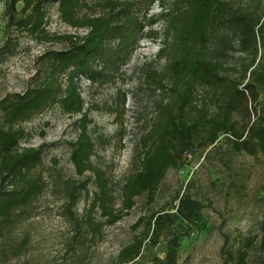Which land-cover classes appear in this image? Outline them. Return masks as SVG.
I'll return each instance as SVG.
<instances>
[{
  "label": "rangeland",
  "instance_id": "obj_1",
  "mask_svg": "<svg viewBox=\"0 0 264 264\" xmlns=\"http://www.w3.org/2000/svg\"><path fill=\"white\" fill-rule=\"evenodd\" d=\"M134 1L143 22L171 9L174 2ZM250 2L234 0L233 6L246 8ZM88 3L90 7L82 12L102 11L99 0ZM47 9V29L56 36L50 42H40L9 25L0 2V125L3 105L43 79L45 53L68 47L62 35L86 32L65 24L57 3H49ZM166 25L160 20L144 27L130 58L113 80L101 84L82 77L79 81L95 144L91 161L109 179L116 209L122 204V186L158 120L159 103L169 96L151 79V72H161L167 63L157 56L165 45ZM153 31L158 34H150ZM226 35L219 26L213 28L208 50L223 61L224 75L241 80L245 57L226 45ZM249 77L248 72L244 83ZM164 83L166 88L168 82ZM207 91L198 86L196 95L208 97ZM263 107L264 95L257 104L260 113ZM81 118L56 102L17 125L26 132L20 148H43L42 162L32 173L41 176L44 183L38 195L10 220L0 219V264H113L135 235H145L142 227L134 230L133 224L159 210L175 212L178 200L174 197L183 193L201 202L203 208L191 221L181 216L176 219L174 226L181 237L175 264H239L243 252L245 264H264V153L235 151L228 136L220 134L214 145L187 151L182 168H169L152 200L147 193L136 196L132 208L109 223L98 207L92 210L98 193L94 173L87 170L78 174L70 159ZM5 156L0 153V167ZM166 253L163 234L147 235L141 254L129 264H163L160 261Z\"/></svg>",
  "mask_w": 264,
  "mask_h": 264
},
{
  "label": "trees",
  "instance_id": "obj_2",
  "mask_svg": "<svg viewBox=\"0 0 264 264\" xmlns=\"http://www.w3.org/2000/svg\"><path fill=\"white\" fill-rule=\"evenodd\" d=\"M1 1L8 24L40 42H50L56 36L47 29V5L51 2L57 3L59 17L65 24L86 29L84 34L62 35L60 38L69 45L45 53L46 73L40 83L3 105L0 153L6 156L0 167L2 221L10 220L13 213L36 197L44 183L41 176L32 173L42 162L43 148H20L26 132L17 125L56 102L67 113L82 115L70 159L78 174L87 170L94 173L98 193L92 210L98 207L109 223L118 220L124 210L131 209L136 196L147 193L152 200L169 168H182L187 151L214 145L220 134L228 136L235 151L264 153V107L261 113L257 108L264 95V0H251L246 8L234 7V0H174L171 9L145 22L140 19V8L134 0H99L102 11L94 14L82 12L90 7L88 0ZM160 20H165L167 25L165 45L157 56L165 58L167 63L161 72H151V79L164 92L166 89L169 96L159 103L158 120L122 186V204L116 209L109 179L91 161L95 144L88 130L79 81L82 77L101 84L113 80L130 58L144 27ZM218 26L227 34L226 45L245 57L241 80L224 75L223 61L209 53V37ZM248 72L250 77L244 83ZM164 81L168 82L166 88ZM198 86L207 88L209 96L196 95ZM174 200H178L175 212L159 210L141 216L133 224L134 230L142 227L145 235H135L113 264L133 262L141 254L147 235L152 234L167 238V253L160 262H177L181 233L174 226L176 219L181 216L191 221L203 204L187 193L177 195ZM245 256L246 252L239 254V264H245Z\"/></svg>",
  "mask_w": 264,
  "mask_h": 264
}]
</instances>
